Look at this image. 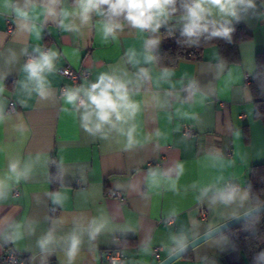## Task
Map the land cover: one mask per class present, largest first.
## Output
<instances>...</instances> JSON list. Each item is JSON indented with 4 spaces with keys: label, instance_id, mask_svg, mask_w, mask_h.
<instances>
[{
    "label": "crops",
    "instance_id": "0c3cea01",
    "mask_svg": "<svg viewBox=\"0 0 264 264\" xmlns=\"http://www.w3.org/2000/svg\"><path fill=\"white\" fill-rule=\"evenodd\" d=\"M42 3L46 0H32L26 9L25 0H0V179H6L12 159L32 169L19 183L7 180V198L0 200V258L8 250L26 264H69L62 238L75 228L82 243L73 264H105L107 251L117 248L127 254L123 264H159L181 245L254 207L247 186L251 168L264 163V123L255 117L246 75L256 73V56L264 52V0H255V8L241 12L238 20L215 13L211 17L241 25L252 35L239 43V63L221 62L217 47L209 46L174 67H161L156 59L146 63L144 43L159 38L155 56L166 39L163 29L181 33L182 14L155 34L130 28L122 18L123 30L105 42L103 17L93 14L78 32L65 31L61 21L80 24L61 14L72 10L73 0L57 6L55 19L45 18ZM20 11H28L27 20ZM24 23L32 30H24ZM36 47L60 53L55 71L47 74L53 96L44 101L34 93L29 98L23 88L33 85L23 71L22 49ZM12 53L16 59L9 62ZM66 66L91 70L90 79L73 84L61 72ZM142 68L149 79L138 76ZM101 72L130 80L132 99L141 105L133 121L135 143L127 150L125 136L110 131L107 139L94 137L80 126L78 114L63 111L70 106L64 104L62 90L86 87ZM185 125L193 126L195 134H185ZM177 163L182 165L178 176ZM229 184L247 196L230 204L213 203L212 192L201 196L205 188L214 191ZM113 191L123 200L111 196ZM54 192L65 196L62 204L52 202ZM93 218L106 226L90 240L86 226ZM53 228L56 240L42 250L38 240ZM171 264L250 263L222 232Z\"/></svg>",
    "mask_w": 264,
    "mask_h": 264
},
{
    "label": "clouds",
    "instance_id": "9594fccd",
    "mask_svg": "<svg viewBox=\"0 0 264 264\" xmlns=\"http://www.w3.org/2000/svg\"><path fill=\"white\" fill-rule=\"evenodd\" d=\"M63 0H46V3L40 5L42 14L45 18L55 19L58 15L57 6ZM32 4V0H25V8ZM71 11L62 10L63 17H76L79 19V26L75 23H64L61 21V27L65 31L78 32L81 26L90 23L92 15L103 17L101 23L102 38L105 42L109 38L116 39L118 32L122 31L124 24L121 18L127 22L130 28L149 33H158L161 27L168 24L169 20L178 11L177 0H73ZM255 0H181L180 8L183 22L181 35L186 37V43L190 45L199 44L203 36L206 40L222 38L231 40L233 28L227 26L228 21L219 23L211 19L213 14L220 17H230L239 19L241 12L255 8ZM25 20L28 19V11L19 13ZM24 30H32L27 23L21 25ZM34 28V26H33ZM158 37L153 36L144 43L146 50L145 62L152 63L156 57L152 54L153 50L159 45ZM34 54L23 65V71L26 74L27 81L31 82L33 87L29 88L28 83L23 84L28 97L33 93L39 100H49L53 96L47 74L56 69V61L60 53L52 48L47 50L36 47ZM23 54H27L26 49H22ZM133 52L130 60L134 57ZM16 59L15 53L11 54V60ZM167 69L164 70V76H169ZM138 76L144 80L149 79L147 69H140ZM130 80H125L120 76L109 72H101L94 82L76 87H66L62 92V100L66 106L63 111L78 114L80 126L88 134L101 139L108 138V132L115 131L127 138L125 150L131 148L135 143L136 125L133 123L137 113L140 111V103L132 99L133 92L129 88ZM191 88L192 85H189ZM4 92L3 86H0V94ZM154 99H158L154 97ZM4 119L3 110L0 109V121ZM126 126V127H125ZM106 129L108 131H106ZM39 159V156H37ZM31 165L21 166L19 159H12L8 164V174L6 179H0V200L7 198L9 185L8 179H14L19 183L28 178L31 173ZM169 172L173 169H169ZM177 176L182 171V165H175ZM155 180L156 173H152ZM212 192L211 200L213 203L223 204L232 203L238 196L244 198L247 193H241L234 186H225L215 189L205 188L201 196L207 197ZM54 204H62L65 196L60 192L51 194ZM106 223L102 219L93 218L86 226L87 235L90 240H94L105 228ZM54 228L38 240V245L42 250H47L54 243L56 237ZM82 233L74 230L66 237H63L67 243L66 255L69 264H73L76 255L79 252L82 243ZM16 238H19L18 235ZM182 247V245H181ZM264 256V253H261Z\"/></svg>",
    "mask_w": 264,
    "mask_h": 264
},
{
    "label": "trees",
    "instance_id": "16d2710c",
    "mask_svg": "<svg viewBox=\"0 0 264 264\" xmlns=\"http://www.w3.org/2000/svg\"><path fill=\"white\" fill-rule=\"evenodd\" d=\"M180 2L181 0H177L178 11L175 15L182 14ZM227 26L233 28L230 41L222 38L206 40L202 36L197 45L186 43L187 38L181 33L174 34L169 29H163L166 39L155 53L158 65L174 67L181 59L200 55L209 46L217 47L221 62L239 63L241 61L239 43L250 39L252 35L241 25L230 23ZM256 67L249 87L255 100V117L264 123V52L257 54ZM52 175L53 187L57 188L59 180L55 170L52 171ZM247 189L254 207L264 203V163L251 168ZM225 233L229 235L233 247L244 251L250 264H264V256H261V253H264V212L226 230Z\"/></svg>",
    "mask_w": 264,
    "mask_h": 264
},
{
    "label": "built area",
    "instance_id": "2783aa9c",
    "mask_svg": "<svg viewBox=\"0 0 264 264\" xmlns=\"http://www.w3.org/2000/svg\"><path fill=\"white\" fill-rule=\"evenodd\" d=\"M11 28L12 27L10 26V29ZM193 53H196V51H193ZM33 54H34L33 51L27 52V54L25 55V63ZM61 72L75 85L82 81L89 80L91 76V70L87 68H73L71 66H66L62 68ZM250 81H251V76L247 74L246 83L249 84ZM184 132L187 135H193L195 134L196 130L193 126L185 125ZM231 185L232 184H229V186ZM14 192L16 194L19 193L17 189H15ZM111 196L118 197L121 200H123L124 198L122 194L118 191L111 192ZM199 214H200L201 219H204V220L207 219V213L204 210V208H200ZM126 258H127V254L122 248L109 250L106 253L105 264H123ZM0 263L1 264H26L25 260L20 255L16 254L13 251H8V250H5L3 254L1 255Z\"/></svg>",
    "mask_w": 264,
    "mask_h": 264
},
{
    "label": "water",
    "instance_id": "95a60500",
    "mask_svg": "<svg viewBox=\"0 0 264 264\" xmlns=\"http://www.w3.org/2000/svg\"><path fill=\"white\" fill-rule=\"evenodd\" d=\"M264 212V203L257 205L250 210L208 230L204 234L198 236L194 240L190 241L185 246L181 247L180 249L176 250L173 254L168 256L166 259L162 260L159 264H171L173 261L177 260L178 258L182 257L184 254L192 250L195 246L199 245L200 243L204 242L205 240L225 232L226 230L240 224L241 222L248 220L260 213Z\"/></svg>",
    "mask_w": 264,
    "mask_h": 264
}]
</instances>
